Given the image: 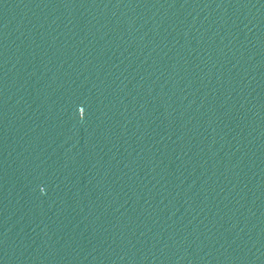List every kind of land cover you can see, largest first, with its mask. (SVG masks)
Segmentation results:
<instances>
[{
    "label": "water",
    "instance_id": "95a60500",
    "mask_svg": "<svg viewBox=\"0 0 264 264\" xmlns=\"http://www.w3.org/2000/svg\"><path fill=\"white\" fill-rule=\"evenodd\" d=\"M0 264H264V0H0Z\"/></svg>",
    "mask_w": 264,
    "mask_h": 264
}]
</instances>
